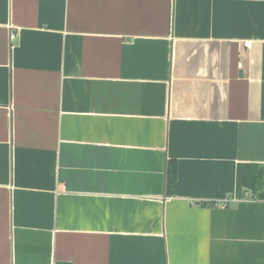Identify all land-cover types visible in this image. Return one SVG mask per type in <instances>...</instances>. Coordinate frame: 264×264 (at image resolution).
I'll return each instance as SVG.
<instances>
[{
  "label": "crops",
  "instance_id": "0c3cea01",
  "mask_svg": "<svg viewBox=\"0 0 264 264\" xmlns=\"http://www.w3.org/2000/svg\"><path fill=\"white\" fill-rule=\"evenodd\" d=\"M0 264H264V0H0Z\"/></svg>",
  "mask_w": 264,
  "mask_h": 264
},
{
  "label": "trees",
  "instance_id": "16d2710c",
  "mask_svg": "<svg viewBox=\"0 0 264 264\" xmlns=\"http://www.w3.org/2000/svg\"><path fill=\"white\" fill-rule=\"evenodd\" d=\"M177 178V169L174 163H170L166 174V194L171 195L174 192V186Z\"/></svg>",
  "mask_w": 264,
  "mask_h": 264
},
{
  "label": "built area",
  "instance_id": "2783aa9c",
  "mask_svg": "<svg viewBox=\"0 0 264 264\" xmlns=\"http://www.w3.org/2000/svg\"><path fill=\"white\" fill-rule=\"evenodd\" d=\"M11 36L13 37V34Z\"/></svg>",
  "mask_w": 264,
  "mask_h": 264
}]
</instances>
